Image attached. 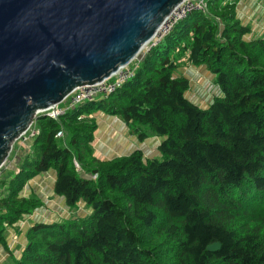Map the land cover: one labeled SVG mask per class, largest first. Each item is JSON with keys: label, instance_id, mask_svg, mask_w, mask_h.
<instances>
[{"label": "trees", "instance_id": "trees-1", "mask_svg": "<svg viewBox=\"0 0 264 264\" xmlns=\"http://www.w3.org/2000/svg\"><path fill=\"white\" fill-rule=\"evenodd\" d=\"M239 1L207 0L114 93L36 118L30 149L0 179V246L8 226L44 205L23 190L50 170L54 194L91 212L35 222L7 264H264V219L249 212L264 204V37L246 38ZM181 60L214 75L220 92L207 106L187 95ZM98 112L120 117L140 142L160 138L159 154L96 155ZM215 242L221 249L209 251Z\"/></svg>", "mask_w": 264, "mask_h": 264}, {"label": "water", "instance_id": "water-1", "mask_svg": "<svg viewBox=\"0 0 264 264\" xmlns=\"http://www.w3.org/2000/svg\"><path fill=\"white\" fill-rule=\"evenodd\" d=\"M183 1L0 0V167L40 112L137 59Z\"/></svg>", "mask_w": 264, "mask_h": 264}, {"label": "rangeland", "instance_id": "rangeland-1", "mask_svg": "<svg viewBox=\"0 0 264 264\" xmlns=\"http://www.w3.org/2000/svg\"><path fill=\"white\" fill-rule=\"evenodd\" d=\"M253 1L254 0H240L237 4V12H238L239 18L243 21L244 24L251 25L252 31L250 34L246 35V38H249V39L264 37V0H258L256 2L257 7L255 8V9L262 11L263 13L260 14L259 12H256L254 16H252V14H250L247 9V7L252 8V6H254L252 5ZM248 5H251V6H248ZM206 9H207V6H206ZM170 23L171 22L169 21L168 23L165 24L164 29H162L158 33V36L156 37V39L162 34H164L165 30L169 28ZM153 41L154 40H152L148 44V46L145 49H143V51L140 53L138 58L135 59L130 65L137 66L139 64V61L142 60L145 53L148 52V48L150 47V45H152ZM181 61H182L180 63L181 67L178 69V73L188 77L191 82V87L189 91L187 92V95L194 102L199 103L202 106H207L209 103H211L214 96H216L220 92L217 84L215 83L214 75L204 65L194 66L191 63L186 62L187 60L186 61L181 60ZM99 98L100 96L97 97V99ZM60 105H62L63 107L67 106V104L65 103V100L61 102ZM40 114H43V113H40ZM40 114H38L37 117ZM95 117L98 123V130L96 132V140L94 142V148H95V145L98 144V142H104L110 138L111 142L109 143V149H108V152H109L108 154L110 155L109 157H115L117 156V154H119L118 156H120L121 154H124V152L121 153L122 150L118 151L119 149L117 148L120 144V138L122 139L124 143L128 141L129 145L137 144L138 145L137 148L145 147L144 152L146 156H155L159 154L158 152L159 142L157 141H159L160 139H157L156 136H152L151 138H149L146 141V146H145V142L140 143L137 140L131 143L132 135L130 131L129 130L128 132L126 130L124 131V129L120 128L119 126V125H122L121 124L122 119L120 117L114 116V115H108L103 112L96 113ZM34 122L32 126L30 127L31 129L29 128L27 132H25L20 137H18L13 143L12 150L10 152L7 162H5L4 165L0 167V179L2 178L8 179L12 175L15 174L16 164H17L15 160L17 157L15 158V156L11 154L17 149L20 142L22 144H25V142H28V144L31 143L32 140H31V137L29 136L31 132L30 130H37L36 126L34 125ZM111 123L113 124L111 125ZM113 128H116V129H113ZM128 150L130 151L129 148L127 149V152ZM21 153L22 152L17 153L16 156H19ZM103 156H105V154ZM23 193L25 194L24 190H23ZM52 197L54 198H52V201L48 203V206H47V203L44 202V205L42 207L35 210L30 215L24 216L21 219V221L17 224V226L7 227L6 235H7L8 247L5 248V250L3 248L0 249V264H7L12 255L17 256V257L21 256V253L26 245V232H27L28 225H33L35 221L37 222V220H41V221L62 220V219H68L70 217L74 218V217H80V216H87L91 212V210L84 203H81L78 207L69 210L68 208H65L62 206L61 198H58L53 195ZM56 198H58V200H56ZM263 205H259V206L255 205L252 207L253 210L249 211L250 213H252V216L250 217L254 219L255 221L264 219ZM29 219L31 221L29 223H25ZM261 228L264 230V225H262Z\"/></svg>", "mask_w": 264, "mask_h": 264}, {"label": "built area", "instance_id": "built-area-1", "mask_svg": "<svg viewBox=\"0 0 264 264\" xmlns=\"http://www.w3.org/2000/svg\"><path fill=\"white\" fill-rule=\"evenodd\" d=\"M206 6H207V0H184L182 3H180L176 8H174L171 14L166 18L165 22L162 24L161 28L159 29V32L162 29H164L165 24L170 21L171 23L169 28L165 30L164 34H162L156 39L159 33L157 32L155 37L152 39L154 41L152 45H150V47L148 48V51L155 44L160 42V40L165 35H167L170 32V30L172 31V29L178 22L186 19V17L195 10L205 11ZM150 42L147 43L146 47ZM130 64L121 67L117 72H115L113 75H111L109 78H106L103 81L94 84H87L75 89L70 96L66 97L65 99V103L67 104L66 107L57 104L48 108L44 112H40V113H45L47 116H50L52 118H58L62 114H64L68 108H71L86 101H93L97 96H108L114 93L118 88H120L122 85H124L126 82H128L129 80L133 79L136 76L138 65L132 66ZM30 131L31 132L29 136L31 137L32 140L35 136H37L38 131L37 130H30ZM63 135H64L63 131H59L57 133V137H62ZM74 163L77 168L80 167L77 161H74Z\"/></svg>", "mask_w": 264, "mask_h": 264}, {"label": "crops", "instance_id": "crops-1", "mask_svg": "<svg viewBox=\"0 0 264 264\" xmlns=\"http://www.w3.org/2000/svg\"><path fill=\"white\" fill-rule=\"evenodd\" d=\"M258 0H254L253 2H252V5H254V6H252V8H250V7H247V9H248V11H249V13L250 14H252V16H254L255 14H256V12H259L260 14L261 13H263L262 11H260V10H258V9H255L257 6H256V2H257ZM248 6H251V5H248ZM241 7H243V6H241ZM116 119H118V118H116ZM122 122H121V124L122 125H119L120 126V128H122V129H124V131L126 130L127 132H128V127H127V125H126V123L123 121V120H121ZM113 123H111V125H112ZM113 129H116V128H113ZM112 129V130H113ZM121 131V130H120ZM132 135V134H131ZM157 139H160V138H158L157 137ZM138 141V142H140L139 140H138V138L133 134L132 135V138H131V143H133V142H135V141ZM161 140V139H160ZM160 140L159 141H157V142H159L160 143ZM111 141H110V138L108 139V140H106V141H104V142H98V144L97 145H95V150H96V155H98V156H100L101 158H105V157H109L110 155L108 154L109 152H108V149H109V143H110ZM140 143H142V142H140ZM144 143V142H143ZM30 144H32V141H31V143ZM30 144H28V142H25V144H22L21 142H20V144L18 145V147H17V153H20V152H24V151H27V150H29L30 149V147H31V145ZM129 143H128V141L126 142V143H124L123 141H122V139L120 138V144H119V146L117 147L119 150L118 151H120V150H122L121 151V153L122 152H124V154H121V155H128V154H130L134 149H137V144L136 145H134V144H131V145H129ZM98 148H97V147ZM145 146H146V141H145ZM107 147V148H106ZM130 149V151L128 150V152H127V149ZM139 148V147H138ZM143 148V149H142ZM141 149L144 151V148L145 147H142ZM105 154V156H103ZM102 155V156H101ZM119 154H117V156H118ZM17 156H15V158H16ZM111 158V157H110ZM55 177H56V174H55V171L54 170H50V171H48V172H46V173H42L41 175H39L38 177H36V178H34V179H32L31 181H30V183H29V185L28 186H26V188L24 189V192H25V194L24 195H28V194H30V193H34V194H36L38 197H40L44 202H46L47 203V206H48V203H50V201H52V198H54V197H52V195L53 196H56L55 194H54V191H53V188H54V184H55ZM56 197H58V198H60L59 196H56ZM58 198H56V200H58ZM61 199H62V206L63 207H65V208H68L69 210H70V208L66 205V203H65V199L63 198V197H61ZM65 203V204H64ZM81 204V203H80ZM31 220L29 219L27 222H25V223H29ZM37 221H41V220H37ZM36 222V221H35ZM28 225V224H27ZM30 226H32V225H28V227H27V230H28V228L30 227ZM26 242H27V239H26ZM1 248H3L4 250H5V247L4 246H0V249Z\"/></svg>", "mask_w": 264, "mask_h": 264}, {"label": "bare ground", "instance_id": "bare-ground-1", "mask_svg": "<svg viewBox=\"0 0 264 264\" xmlns=\"http://www.w3.org/2000/svg\"><path fill=\"white\" fill-rule=\"evenodd\" d=\"M159 32V31H158ZM147 45V44H146ZM146 47V46H145ZM145 47L143 49H145Z\"/></svg>", "mask_w": 264, "mask_h": 264}]
</instances>
